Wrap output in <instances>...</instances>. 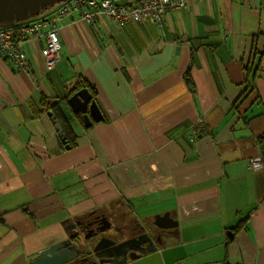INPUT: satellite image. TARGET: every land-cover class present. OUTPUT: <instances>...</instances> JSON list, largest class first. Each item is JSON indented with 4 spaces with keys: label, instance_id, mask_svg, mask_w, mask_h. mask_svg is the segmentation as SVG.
<instances>
[{
    "label": "crops",
    "instance_id": "obj_1",
    "mask_svg": "<svg viewBox=\"0 0 264 264\" xmlns=\"http://www.w3.org/2000/svg\"><path fill=\"white\" fill-rule=\"evenodd\" d=\"M161 25L72 13L59 22L54 69L43 68V40L24 43V72L0 61V264H29L94 214L127 231L125 213L154 224L165 212L174 235L140 264H264V165L249 162L264 157V0H200ZM251 68L259 99L249 95L240 116ZM79 76L103 116L86 130L61 101ZM42 97L61 102L76 146L50 112L33 116Z\"/></svg>",
    "mask_w": 264,
    "mask_h": 264
},
{
    "label": "water",
    "instance_id": "obj_2",
    "mask_svg": "<svg viewBox=\"0 0 264 264\" xmlns=\"http://www.w3.org/2000/svg\"><path fill=\"white\" fill-rule=\"evenodd\" d=\"M66 0H0V27L9 26L15 21H24L30 16H36L41 10L51 8L56 3L64 2ZM67 104L75 113H82L85 127L92 125V122H100L103 116L96 105L95 101L91 99V95L87 89H81L72 94ZM90 118V119H89ZM56 130H59L58 124L52 117ZM69 148V147H66ZM154 225L161 230L169 231L176 227V222L170 217L169 212L162 215H156ZM110 227L107 229L109 230ZM104 230V229H103ZM102 230V231H103ZM172 233V232H168ZM123 231L114 228L112 238L101 237L91 248L93 258L100 259L107 258L106 263L109 264H126L119 259L121 253L129 249L130 245L138 240V238H125ZM174 235V234H173ZM77 233L71 234L69 230L66 231V236L62 240L52 244L47 249L42 250L29 264H69L76 260L80 252L74 243L77 240ZM139 241H137L138 243ZM156 246L152 243L148 249L142 251V254L151 253L155 251ZM119 259V260H118ZM131 260L139 259V255L131 256Z\"/></svg>",
    "mask_w": 264,
    "mask_h": 264
},
{
    "label": "built area",
    "instance_id": "obj_3",
    "mask_svg": "<svg viewBox=\"0 0 264 264\" xmlns=\"http://www.w3.org/2000/svg\"><path fill=\"white\" fill-rule=\"evenodd\" d=\"M200 0H117L116 3H112L108 0H90L86 2L89 8V13L84 11L83 18L87 21L97 18L101 15L105 18H111L115 23L122 26L129 23H138L142 20H148L157 23L160 27L161 20L169 12L173 10L186 9L193 7ZM84 1L75 0L72 5H63L56 10L55 17H48L42 21L43 26L47 27V45L43 50V55L46 59L48 68H51L56 61L58 51V37L55 31V19H60L71 11L76 9H83ZM39 24H33L29 29H23L22 31L26 34L37 32L40 29ZM11 32L4 31L0 32V49L5 50L10 46ZM160 43L157 42L153 45V50L157 51ZM19 47V46H17ZM12 60L22 61L24 59L23 54L19 49L15 50V53L9 54ZM258 161L260 157H257ZM254 159L251 160V162ZM257 160L253 163L256 165L252 166L250 162V168L256 170L262 167ZM259 167V168H258Z\"/></svg>",
    "mask_w": 264,
    "mask_h": 264
},
{
    "label": "flooded vegetation",
    "instance_id": "obj_4",
    "mask_svg": "<svg viewBox=\"0 0 264 264\" xmlns=\"http://www.w3.org/2000/svg\"><path fill=\"white\" fill-rule=\"evenodd\" d=\"M142 21H146V20H142ZM141 22H138V23H141ZM161 26L162 25H160V27ZM162 40L163 38L159 39L155 43L159 42L161 44ZM125 215L128 220L127 231L121 228H117L116 226L112 225L113 224L112 221H108L105 216L104 217L99 216L98 214H94V215L85 217L84 219L75 220L74 222H72L69 227V233L70 235L74 233L78 234L77 236L78 241H75L74 243L76 244L77 248H79L80 252L78 254L77 259L72 261L69 264H109V263H106V260L108 259L105 257H102L100 259L93 258L91 254V248L93 247L95 242L101 237L112 238L111 235H113L114 228L122 230L124 233L123 236L126 239L127 238H138L137 241L139 242L137 243L136 241L132 243L129 246L130 248L122 252L121 257H119V259L125 262L126 264L128 263L134 264V262L130 263L131 256L139 255V259H140L141 257L147 255L148 254L147 252L146 254H142L141 252L148 249V246H150L152 243L155 246H157V242H155V238H158V240H160L163 236L165 237L166 235L174 234L172 232L174 229L169 230L172 233L166 234V232L168 233L169 231L161 230L156 227L158 230V233L156 236H152L151 234L143 230V228L139 226V224L136 223L137 220L133 218L130 213H125ZM109 227H110L109 229L110 234H107L106 232L108 231L107 229ZM135 261L137 262V260Z\"/></svg>",
    "mask_w": 264,
    "mask_h": 264
},
{
    "label": "trees",
    "instance_id": "obj_5",
    "mask_svg": "<svg viewBox=\"0 0 264 264\" xmlns=\"http://www.w3.org/2000/svg\"><path fill=\"white\" fill-rule=\"evenodd\" d=\"M202 45H203V42L201 41V39H196V38L191 39V46H192L193 51L198 49ZM248 73L251 74L252 80L250 81L249 84H247V88L242 95L243 97H242L241 102L235 103L233 107V109L240 116H242L243 113L247 111L252 105V103H250L247 107L243 108V104L245 103L249 95L255 94L256 96L254 98L259 99V95L257 94L258 91L254 84L255 74L252 72V68L250 69V71H248ZM183 77H184V82H185L187 89L189 91H193V85H192L191 77H190V67L185 71ZM81 89H87L91 95V99L95 101L96 105L98 106L97 101H96L95 89L92 87V85L87 80L83 79L81 76H79L75 81L72 82L71 89L67 91V93L61 99V101L67 102V99L72 94H74L75 92ZM60 104L61 102H58L55 99L49 100L45 97H42L39 100L38 109L33 112V116H38L42 113L48 114V112H50L49 114L55 119L56 123L58 124L59 130L57 131V133L59 134V137L63 140L64 145L69 146V147H74L76 146L78 137L75 135V133L72 130V126L70 123L71 118L64 113V111L61 109ZM73 115L75 119L78 121V124L82 125V127L84 126L83 128L86 130L88 127H85L84 125L83 115L81 113H75ZM92 125H94V122H92ZM263 145H264V137H261L260 149H263V147L261 148V146ZM262 155L264 156V154ZM260 159H261L262 164L264 165V157L260 155ZM249 162H251V160ZM241 221L238 223L239 225L235 227V230H238L240 227L244 226V222H241Z\"/></svg>",
    "mask_w": 264,
    "mask_h": 264
},
{
    "label": "bare ground",
    "instance_id": "obj_6",
    "mask_svg": "<svg viewBox=\"0 0 264 264\" xmlns=\"http://www.w3.org/2000/svg\"><path fill=\"white\" fill-rule=\"evenodd\" d=\"M74 1L75 0H66L64 2L56 3L51 8H48V9H45V10H41L40 13L38 15H36V16H30L29 18H27L24 21H15L13 24H11L9 26L0 27V32H4V31H10L11 32V40H10L9 48L5 49V50H1L0 49V61L3 60L5 62L9 63L11 65L13 71H15L17 73L24 72L27 69V62H28V58H27L26 52H25V50L23 48L24 43L29 41V40H43V46L41 47V50H40V56H41V59H42L43 68L46 71H50V70L54 69L56 67V65L58 64V62L60 61L61 43H60V34H59V22L63 18L69 16L72 13H76L78 15L79 19L81 21L85 22V23L93 24L96 21V18L95 19H91L90 21H87L86 19L83 18L84 11H86V13H89V8L87 7L86 2L90 1V0H83L84 1L83 9H76L75 11H71L68 14H66L65 16L61 17L60 19L59 18L55 19L56 21H55L54 25H55V31H56L57 37H58V46L59 47H58V51H57L55 64L51 68H48L47 64H46V59H45V57H44V55L42 53L43 50L46 48V45H47L46 33H47L48 29H47L46 26H43L42 21L44 19L48 18V17H55L56 10L59 7H61L63 5H72ZM108 1H111L112 3H116L117 0H108ZM47 10H51V12L49 14L45 15V16H41L42 13L44 11H47ZM106 19L108 21H110L112 24H114L118 28H121V27H124V26H129L131 24H137V22H136V23H129V24H125V25L120 26L117 23H115L111 18H106ZM33 24H39L41 26L40 29L37 32H32V33L26 34V33H24L22 31L23 29H29ZM17 46H19V47H17ZM16 49H19L21 51V53L23 54L24 59L22 61L18 60V61L15 62L14 60H12L10 58L9 54L15 53ZM83 120H84V118H83ZM255 163H253L252 165H256ZM258 163L261 166V161L260 160L258 161Z\"/></svg>",
    "mask_w": 264,
    "mask_h": 264
},
{
    "label": "rangeland",
    "instance_id": "obj_7",
    "mask_svg": "<svg viewBox=\"0 0 264 264\" xmlns=\"http://www.w3.org/2000/svg\"><path fill=\"white\" fill-rule=\"evenodd\" d=\"M153 52H154V50H153ZM193 137H191L190 138V141H193ZM264 146V145H263ZM260 157V156H259ZM252 160V159H251ZM254 160H258V158H255ZM254 160L251 162V164H253V162H254ZM252 166H254V165H252ZM259 168V167H258ZM179 181H181V182H185L186 183V178H183V177H181V176H178V177H176ZM170 213V217H171V219L173 220V218H172V212H169ZM137 214H139V215H141L142 213H138L137 212ZM132 217H133V215H132ZM174 221V220H173ZM137 224H139V226H141L142 228H143V230H145L147 233H149V234H151L152 236H156L157 235V233H158V230H157V228L154 226V224H153V221L152 222H149V221H146V220H144L143 219V216H138L137 215ZM174 229V228H173ZM173 229H170V230H173ZM107 234H110V231L108 230L107 232H106ZM113 233H114V231H113ZM164 237V236H163ZM163 237L160 239V240H158V238H155V242H157V244H160L161 242H162V240H163ZM149 254L150 253H148L147 255H145V256H143L142 258H140V259H137V263H136V261H135V259H133V260H131V262L130 263H133L134 262V264H140L139 263V261L138 260H142V259H144L145 257H147V256H149ZM151 259H154V260H159L160 259V255L159 254H154L153 256H151L150 257ZM129 264V263H128Z\"/></svg>",
    "mask_w": 264,
    "mask_h": 264
}]
</instances>
